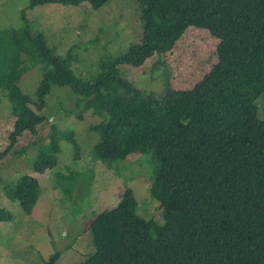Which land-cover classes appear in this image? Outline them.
I'll return each instance as SVG.
<instances>
[{
  "label": "trees",
  "instance_id": "obj_1",
  "mask_svg": "<svg viewBox=\"0 0 264 264\" xmlns=\"http://www.w3.org/2000/svg\"><path fill=\"white\" fill-rule=\"evenodd\" d=\"M110 1L28 0L20 12L22 26L0 31V92L14 117L0 161L20 156L26 134L37 138L49 115L50 88L68 87L81 113L97 119L90 130L99 135L93 148L99 161L151 157L149 195L163 222L140 217L132 192L125 190L115 208L88 223L94 252L80 264H264V118L257 107L264 99V0H136L138 42L102 59L87 81L71 70L74 46L58 55L27 18L45 5L99 9ZM191 27L217 39L216 63L191 89L146 93L121 76L169 53ZM27 63L40 75L33 98L18 87ZM56 126L35 154L38 176L56 166L62 140L73 147V161H80L74 133ZM54 174L65 195L69 172ZM75 176L73 170L67 185ZM40 189L29 174L3 186L25 216L32 214ZM12 220L0 210V222ZM60 253L54 251L45 264H54Z\"/></svg>",
  "mask_w": 264,
  "mask_h": 264
},
{
  "label": "rangeland",
  "instance_id": "obj_2",
  "mask_svg": "<svg viewBox=\"0 0 264 264\" xmlns=\"http://www.w3.org/2000/svg\"><path fill=\"white\" fill-rule=\"evenodd\" d=\"M27 5L28 0H0V31L19 29L23 24L20 12ZM27 18L32 31L43 34L58 55L74 46L77 61L71 70L86 81L97 75L102 59L125 53L142 33L136 0H111L99 9L87 4L75 7L51 4L28 11ZM216 40L204 29L188 28L169 53L149 59L140 68L123 70L121 76L146 93L163 95L169 90H189L216 63ZM23 67L25 72L18 87L32 97L40 75L28 63ZM77 98L68 87L52 86L46 97L49 115L38 127L37 138L26 134L22 139L26 149L20 156L0 161V210L10 212L13 217L9 223L0 222V264H45L59 250L54 264L82 263L94 252L88 223L100 212L115 208L127 189L133 194L140 217L158 226L163 224L159 205L149 195L154 174L151 157L134 156V162L99 161L93 153L99 135L90 130L97 119L81 113V105H75ZM257 107L258 117L263 119V98L258 99ZM42 113L45 116V110ZM13 122L11 105L0 92V153L8 144ZM52 123L62 127L61 131L74 133L80 161H73V147L62 140L56 166L38 176L33 172L34 157L37 149L46 145ZM73 170L75 179L72 185H67ZM67 171L64 195L55 186L54 173ZM25 174L37 178L41 186L30 216H25L19 204L9 200L3 191L4 185L13 186Z\"/></svg>",
  "mask_w": 264,
  "mask_h": 264
},
{
  "label": "clouds",
  "instance_id": "obj_3",
  "mask_svg": "<svg viewBox=\"0 0 264 264\" xmlns=\"http://www.w3.org/2000/svg\"><path fill=\"white\" fill-rule=\"evenodd\" d=\"M54 253V252H53Z\"/></svg>",
  "mask_w": 264,
  "mask_h": 264
}]
</instances>
